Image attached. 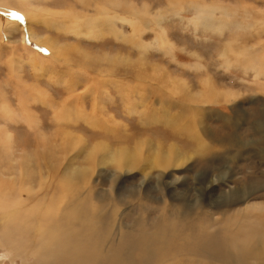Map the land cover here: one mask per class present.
<instances>
[{
  "label": "rangeland",
  "instance_id": "1",
  "mask_svg": "<svg viewBox=\"0 0 264 264\" xmlns=\"http://www.w3.org/2000/svg\"><path fill=\"white\" fill-rule=\"evenodd\" d=\"M14 169L8 199L39 206L22 232L79 183L118 226L181 227L134 264H238L224 249L264 233V0H0V181Z\"/></svg>",
  "mask_w": 264,
  "mask_h": 264
},
{
  "label": "bare ground",
  "instance_id": "2",
  "mask_svg": "<svg viewBox=\"0 0 264 264\" xmlns=\"http://www.w3.org/2000/svg\"><path fill=\"white\" fill-rule=\"evenodd\" d=\"M8 137L12 139L11 135ZM4 147L9 149L7 152L10 160H12L14 148L11 147V142L10 145L9 143L4 144ZM25 155L26 157H23L25 164L22 163L21 165L23 168L26 166L27 173H33V177H35V168L31 166V158L28 154ZM37 157L39 158L38 155ZM121 161L127 166L121 165L117 168L118 170L130 171L136 166L135 161L128 162L123 159ZM170 165L172 162L165 159L161 168L164 169ZM8 168L11 170L12 167L9 166ZM11 172L9 175L2 174L7 179L1 178L2 181H0V249L4 248V255H0V264H5L7 260L14 264L17 256L25 260V251L27 250L32 256H35L39 264H134L132 260V248L134 246L146 252L152 248L153 243L159 244L161 246L160 254L167 255L171 249L170 237L173 234H179L178 231L181 227L171 230V224L166 222L165 216L157 217L154 226L148 224L149 222L145 217L138 219L136 224L134 223L135 225L132 224L134 226L130 224L127 226L123 223L118 226L116 218L113 217V209L104 204L106 200L95 197L94 187L85 188L86 186L82 187V184L79 183L70 185L72 199L63 206L54 219L45 221L42 216L40 224L32 222L30 228L26 232H22L20 230L25 224L22 223L23 220L31 215L33 217L34 213L39 211V206L37 203V205L35 204L36 207L23 208L21 203L8 199L12 192L6 188L8 187L7 183L13 180L17 174L16 169ZM22 173H24L23 170ZM22 176L24 177V174ZM62 183H60L61 187H67ZM51 185H45L46 189L42 192L43 195H41L40 200L45 201L48 196L50 197L48 199H53L54 194L50 196L49 193H51L50 191L54 193L57 189ZM58 185L59 183L56 186ZM20 186L31 197L32 187L25 184H20ZM20 196L22 197V195ZM50 203H53V200ZM43 211L47 212L46 215L48 216V213L52 214L54 209L48 207ZM177 217L180 218V216ZM143 225L146 227L144 230H142ZM30 235H33V238L28 243L26 238ZM26 240L27 242L24 243ZM241 247L242 250H237L232 254L229 248H225L223 251L225 261H236L238 264H264V233L253 236L251 239L244 238ZM114 253L121 255L116 256ZM154 258L155 255L150 254L149 260L143 264H152ZM251 259L256 261L252 262Z\"/></svg>",
  "mask_w": 264,
  "mask_h": 264
}]
</instances>
